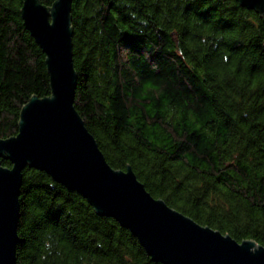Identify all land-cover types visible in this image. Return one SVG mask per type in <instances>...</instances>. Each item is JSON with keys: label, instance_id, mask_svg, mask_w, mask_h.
Returning <instances> with one entry per match:
<instances>
[{"label": "trees", "instance_id": "obj_1", "mask_svg": "<svg viewBox=\"0 0 264 264\" xmlns=\"http://www.w3.org/2000/svg\"><path fill=\"white\" fill-rule=\"evenodd\" d=\"M57 0H39L51 8ZM0 0V139L51 96L46 56ZM75 109L107 163L155 199L264 247V15L238 0H74ZM165 95L141 100L148 81ZM5 168L11 163L1 159ZM17 264H160L78 193L26 168Z\"/></svg>", "mask_w": 264, "mask_h": 264}, {"label": "water", "instance_id": "obj_2", "mask_svg": "<svg viewBox=\"0 0 264 264\" xmlns=\"http://www.w3.org/2000/svg\"><path fill=\"white\" fill-rule=\"evenodd\" d=\"M74 0L49 9L24 0L25 29L46 56L51 96L33 97L21 111L18 134L0 139V264H17L20 193L26 168L46 173L78 193L101 216L117 221L160 264H264V247L242 243L155 199L133 169L117 171L75 109L78 76L74 67L71 11ZM264 15V0H238Z\"/></svg>", "mask_w": 264, "mask_h": 264}, {"label": "clouds", "instance_id": "obj_3", "mask_svg": "<svg viewBox=\"0 0 264 264\" xmlns=\"http://www.w3.org/2000/svg\"><path fill=\"white\" fill-rule=\"evenodd\" d=\"M262 83H264V76H258L252 87L255 88ZM153 94H155L156 98H162L165 95V87L162 83L148 80L142 85L139 96L141 100H143L145 98L151 97Z\"/></svg>", "mask_w": 264, "mask_h": 264}]
</instances>
